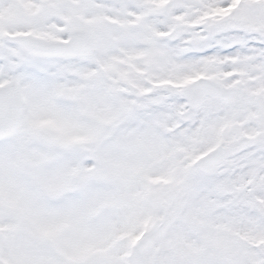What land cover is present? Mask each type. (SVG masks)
Here are the masks:
<instances>
[{
	"label": "snow or ice",
	"instance_id": "6c2138e0",
	"mask_svg": "<svg viewBox=\"0 0 264 264\" xmlns=\"http://www.w3.org/2000/svg\"><path fill=\"white\" fill-rule=\"evenodd\" d=\"M0 264H264V0H0Z\"/></svg>",
	"mask_w": 264,
	"mask_h": 264
}]
</instances>
